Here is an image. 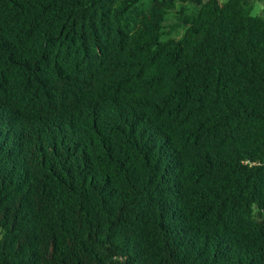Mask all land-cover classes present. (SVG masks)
<instances>
[{
    "label": "trees",
    "instance_id": "16d2710c",
    "mask_svg": "<svg viewBox=\"0 0 264 264\" xmlns=\"http://www.w3.org/2000/svg\"><path fill=\"white\" fill-rule=\"evenodd\" d=\"M255 1L0 0V264H264Z\"/></svg>",
    "mask_w": 264,
    "mask_h": 264
},
{
    "label": "rangeland",
    "instance_id": "374dc122",
    "mask_svg": "<svg viewBox=\"0 0 264 264\" xmlns=\"http://www.w3.org/2000/svg\"><path fill=\"white\" fill-rule=\"evenodd\" d=\"M262 1L263 0H256L255 1V7L253 9V13L254 14H260V13H262V7H263V2ZM165 18H166L167 21H170V20L172 21L174 19L172 13L167 14ZM182 33H183V30L182 29H177V31L174 32V35L175 36H180Z\"/></svg>",
    "mask_w": 264,
    "mask_h": 264
},
{
    "label": "water",
    "instance_id": "95a60500",
    "mask_svg": "<svg viewBox=\"0 0 264 264\" xmlns=\"http://www.w3.org/2000/svg\"><path fill=\"white\" fill-rule=\"evenodd\" d=\"M264 2V1H263Z\"/></svg>",
    "mask_w": 264,
    "mask_h": 264
}]
</instances>
